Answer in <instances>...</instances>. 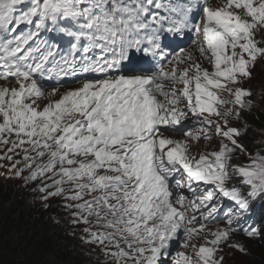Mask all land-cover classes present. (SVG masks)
Wrapping results in <instances>:
<instances>
[{"label": "snow or ice", "instance_id": "6c2138e0", "mask_svg": "<svg viewBox=\"0 0 264 264\" xmlns=\"http://www.w3.org/2000/svg\"><path fill=\"white\" fill-rule=\"evenodd\" d=\"M258 66L264 0H0V177L56 200L102 264L247 255L232 237L264 238L241 218L264 201V141L243 142Z\"/></svg>", "mask_w": 264, "mask_h": 264}, {"label": "trees", "instance_id": "16d2710c", "mask_svg": "<svg viewBox=\"0 0 264 264\" xmlns=\"http://www.w3.org/2000/svg\"><path fill=\"white\" fill-rule=\"evenodd\" d=\"M260 105L264 107V102ZM252 112L246 121L259 127L264 110L254 108ZM263 207L258 211L261 227ZM70 223L71 219L66 221L64 215L58 217L32 200L23 188L0 189V264H102L99 249L84 244L79 227L75 229ZM257 242L255 253L247 254L244 264H264V238H257Z\"/></svg>", "mask_w": 264, "mask_h": 264}, {"label": "rangeland", "instance_id": "374dc122", "mask_svg": "<svg viewBox=\"0 0 264 264\" xmlns=\"http://www.w3.org/2000/svg\"><path fill=\"white\" fill-rule=\"evenodd\" d=\"M213 2L215 3L216 0H213ZM190 44H188L187 46H189ZM264 73V67L262 66H258L255 70H254V79L251 81V83L249 85H245V87H251L254 94L259 93L261 88H262V76ZM259 108L260 111L264 110V107L260 105V103H258L255 108ZM253 114V112H251L249 115H245V119L247 120L248 118H250V115ZM260 126L259 127H253L250 123H247L248 125V129L250 128V130H248V133L244 138L247 137V139L245 141H243L245 144H247L250 147H253V149L255 150L259 144L260 141H264V120L262 122H260ZM243 126V125H241ZM176 138H180V137H176ZM243 138V140H244ZM211 147H215V142H212ZM195 150V149H194ZM245 162V157L244 156H239L237 159H235L233 161V163L236 164H242ZM20 187L23 188L25 191H27L29 193V196L32 200L37 201L39 203V205L43 206V202H41L36 196L35 194H33L30 190V188H25L22 186L21 181L19 180H5L3 177H0V189H7L8 187ZM257 203H262V200L260 199H256L250 202V207L249 210L246 214H244L241 218L245 221L246 224H252V222H250V220H252V216H253V208L254 205ZM226 202H228V200L225 199H221L220 201V212L218 213V219L222 222L225 218V215L232 209V208H227L225 207ZM264 202V201H263ZM50 206L45 208L48 209L50 211H52L54 214H56L58 217H61L64 215V218L66 219V221H69V219H71V216L69 215V213H67L66 211L62 210L58 204V202L56 200H52L49 202ZM69 218V219H68ZM75 229H77L72 223H70ZM80 229L81 226L77 225ZM223 223H218L216 225V227H222ZM232 242H239L241 244H243L246 248H247V254L249 253H255L256 249H257V239H247L244 235H233L232 237ZM93 247V246H92ZM94 248V247H93ZM178 250V249H177ZM183 250V249H181ZM228 251V256L226 257L225 260V264H244L245 263V258L247 255L241 254L238 251L235 250H227Z\"/></svg>", "mask_w": 264, "mask_h": 264}, {"label": "bare ground", "instance_id": "6f19581e", "mask_svg": "<svg viewBox=\"0 0 264 264\" xmlns=\"http://www.w3.org/2000/svg\"><path fill=\"white\" fill-rule=\"evenodd\" d=\"M188 37H191V36H187V37H185V38H188ZM185 38L183 39L184 42H182L183 45H185V42H186V41H185ZM186 44H188V43H186ZM192 47H193V46L191 45V46L188 48V50H192ZM254 108H255V107H254ZM256 109H258V108L256 107ZM262 202H263V201H262ZM263 206H264V205L261 206V203H259V204L257 203V207L261 208V207H263ZM263 208H264V207H263ZM259 210H260V209H259ZM253 212H256V211H255V208H253ZM253 212H251V213H253ZM263 225H264V224H263Z\"/></svg>", "mask_w": 264, "mask_h": 264}, {"label": "clouds", "instance_id": "9594fccd", "mask_svg": "<svg viewBox=\"0 0 264 264\" xmlns=\"http://www.w3.org/2000/svg\"><path fill=\"white\" fill-rule=\"evenodd\" d=\"M227 203H228L227 205H229L231 208L233 207V202L228 201ZM257 227H260V226H257Z\"/></svg>", "mask_w": 264, "mask_h": 264}]
</instances>
